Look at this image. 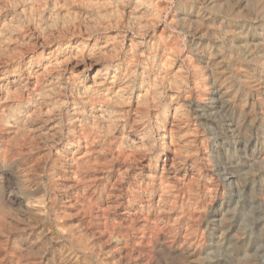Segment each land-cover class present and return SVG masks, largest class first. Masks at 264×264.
Returning <instances> with one entry per match:
<instances>
[{"label":"clouds","instance_id":"clouds-1","mask_svg":"<svg viewBox=\"0 0 264 264\" xmlns=\"http://www.w3.org/2000/svg\"><path fill=\"white\" fill-rule=\"evenodd\" d=\"M0 264H264V0H0Z\"/></svg>","mask_w":264,"mask_h":264}]
</instances>
